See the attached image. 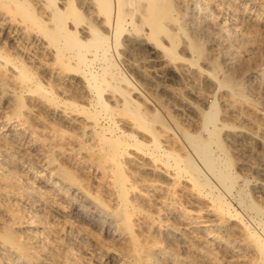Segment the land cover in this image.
<instances>
[{"label":"bare ground","instance_id":"obj_1","mask_svg":"<svg viewBox=\"0 0 264 264\" xmlns=\"http://www.w3.org/2000/svg\"><path fill=\"white\" fill-rule=\"evenodd\" d=\"M0 1L4 9L16 12L25 20L28 27L34 26L44 34L48 43L55 48L54 53L50 55L57 68L72 79L79 78L84 84L82 88L84 87V90L87 91L85 95H82L84 99L81 101L76 97L60 96L54 91L52 85L44 82L45 80L43 81L41 76L39 77L35 73L34 67L28 65L17 52L11 53L5 47L0 46V66L7 64L13 68V77L17 82V85L12 84L14 86L12 92L14 96L11 101L13 103L12 113L21 120L26 119V114L22 110L27 102L24 101L25 91L47 97L50 103L56 107L59 105L67 110V112L63 111L65 113L58 114L60 119L62 118L67 124L76 125V128L81 130L82 136L88 134L86 139L95 142L84 147L90 149L92 153L94 152L95 156L97 154L98 161L101 163L109 162L112 165V167L106 165L107 170L109 169L112 173V181L108 190L110 199L116 201V206L108 209L110 211L108 219L111 223L109 228L99 231L105 232L104 234L111 238V241L98 238L94 231L82 227L93 237H96V240L101 243L102 249L103 247L105 251L107 249L105 252L107 257L116 259L114 261L116 264H213V259L216 260V255L204 244V241L190 235L187 236L185 229H178L184 243L181 249L179 247L163 248L159 245L160 239H157L152 227L148 225L145 227L146 225L143 226L142 222L134 218L138 211L143 212L145 206L139 198L140 194L136 192V189L141 188L139 180L131 179L125 166L139 157L144 160L149 159L154 166L160 165L168 171L164 173L152 169V173L156 177L147 179L158 181L159 186H165L166 182L168 183V178L171 179L172 184L174 182L176 184V181L174 179L173 181L169 175H174L177 180L183 178L186 181L193 202L192 209L200 212L203 217L201 228L218 232L219 234L215 236L217 242L223 243V246L232 254L238 256L245 251L255 258L256 264H264V202L256 200L252 194L253 190L264 194V183L251 188L248 186L247 177L241 176L234 170L233 162L226 149L227 146L220 136L224 127L233 125L223 119L219 123V112L221 110L227 112L230 106L229 97H245V86L243 82L222 69L218 59L211 57L206 51L202 38L188 27V19L193 13L202 10L204 14H208L210 10L208 7L211 5L214 4L216 8L227 7L233 0H91L97 5L95 11L100 14L98 24L85 20L81 9L72 3V0L65 7L60 6L57 0H43L44 7L50 11L48 20L46 17L44 19V15L37 10L36 2L33 3L31 0ZM215 16L217 18V15ZM69 19H72L73 22H87L89 34L86 37H82V35L80 37L76 30L79 24L75 25L76 27H71ZM1 20L3 21L2 25L7 27L6 30L9 29L21 38L26 35V28L23 29L22 25L14 24L13 20L7 21L4 18ZM34 37L36 38V36ZM128 50H145L146 54L148 53V58H146L148 64L153 67L159 64L160 72L175 71L178 67H185L191 72L198 71L207 81L215 83L217 88L222 86L225 88L220 97H217L215 92L212 94V100L207 102V92L195 88L193 82L183 83L184 91L200 100L195 109L201 123L200 130L196 129L197 131L191 132L183 129V136H180L174 130L175 128L170 127L167 122L161 121L158 116L151 120L147 117V110L142 111L143 108L140 110V100L138 101L134 94L141 93V87L133 82L132 76L120 62L121 55ZM176 71L173 75L176 78L181 77ZM5 80H7L5 76L0 77V84L5 85ZM106 88L114 90L118 94V98L112 102L108 101V97L105 98L102 94ZM119 111L131 116L134 119L133 124L143 126L146 131L140 135L135 130L127 129L125 125L121 124L122 122H119L122 120L118 119ZM168 119L171 120V117ZM156 122L161 125L163 131L171 132L170 135L173 136L170 137L176 138L175 143L179 149H176L174 145H169L170 140L168 144L162 143L159 139L160 130L149 127ZM258 128H262V135L245 129L232 132L233 136L230 134L228 136L231 140H237L243 135L249 136L260 141L264 149V123L258 125ZM62 130L64 129L62 128ZM18 133L20 130H14L11 134L17 138ZM2 147L5 149L1 162L6 164L7 171L0 172V188L4 189L5 194L7 192L8 197L0 194V200H4L6 204L3 206L4 209L1 206L0 210H7L8 213L0 212V254L15 263L21 261L25 264H80V262L81 264H90L91 261L88 262L89 259L85 256V250L79 249L80 254L77 256L72 253V250L76 248L75 244L69 241L70 229H67L66 225L61 227L58 221L49 222L48 219L42 224L41 229L51 232L58 238L63 236L67 244L64 251H58L49 246L41 232L33 227L22 225L21 219L25 217L32 222L38 218L36 219L34 214L30 215L29 208L24 207L22 198L26 193L18 189L17 181L20 179L12 174L14 167L11 163L15 160L14 155L6 150L5 143ZM255 164L257 166L250 165V167H254L256 170L260 169L259 165L262 164L257 162ZM58 172L63 178L62 181L55 182L59 188L65 191L72 189L75 185L77 188H81L79 179L69 168L63 166L59 168ZM30 187L33 186L30 185ZM39 193L42 192L39 191ZM57 194H53L55 197L42 194V197L60 209L59 199L61 197L59 198ZM83 197L88 203L108 207L98 197L92 198L88 192ZM147 214L148 212L145 213V215ZM82 224L80 225L83 226ZM200 229L199 231H202ZM80 241L85 242L86 239L82 238ZM214 264L217 263L214 262Z\"/></svg>","mask_w":264,"mask_h":264},{"label":"rangeland","instance_id":"obj_2","mask_svg":"<svg viewBox=\"0 0 264 264\" xmlns=\"http://www.w3.org/2000/svg\"><path fill=\"white\" fill-rule=\"evenodd\" d=\"M31 1L33 3L36 2L35 7L42 15H44V19L47 18L46 20H48L50 11L47 7H44V1ZM57 1L60 3V6L65 7L70 0ZM233 2L230 5H227V7L219 6L216 8L213 4L208 7L210 9L208 14H204L202 10L193 13L191 18L188 19V27L192 32L202 38L207 49L206 51L211 57L213 56L218 59L222 69L235 79L243 82L245 86V97L228 98L230 106L228 107L227 112H224L223 110L219 112V123H221L223 119L233 125L232 127H224L221 130L222 134H220V136H222L221 138L227 146L226 149L233 162L234 170L241 176L247 177L249 180L248 186L251 188L254 185L262 182L264 183V149L262 148L260 141L257 139L243 135L237 140H231L228 135L230 134L233 136L232 132L245 129L248 131L252 130L256 132L255 134H263L262 128H258V125L264 123V0H233ZM72 3L81 9V14L85 20L93 21L92 23H97V21L100 20V14L95 11V6L97 5L92 3L91 0H72ZM0 12V46L5 47L6 50H9L11 53H14V51L17 52L28 65L32 68L34 67L33 70L35 69V73L39 77L41 76L40 78L43 81L45 80L44 82L52 85L54 91L60 96L68 98L76 97L79 101L83 100L84 97H82V95H85V92H87L84 90V87L82 88V85H84L83 82L80 81L79 78L72 79V77H69L57 68L56 63L53 62L50 55L54 53L55 48L48 43L44 34L39 32V29L34 26L28 27L24 22L25 20L21 16H18L16 12H10L4 9V7L1 6V1ZM215 15H217V18ZM3 18L7 21L13 20L16 25H22L23 29L26 28V35H23V38H21L19 35L13 34L9 29L6 30L7 27L1 23L3 22L1 20ZM22 22L24 23L21 24ZM47 22L50 23L49 21ZM69 25L71 27H76L75 25H78L76 30H78L80 37L81 35L82 37H86L89 34V24L87 22H73L72 19H69ZM4 32L6 33L4 34ZM34 36H36V38ZM14 39L15 41L13 42ZM12 45H15L17 50ZM147 54L145 50H128L125 51L120 58V62L124 65L126 71L132 76L131 78L133 82L141 87L142 92L134 94L136 99L138 101L140 100V110H142V108V111L147 110V117L151 120H154L155 116H158L161 121L165 123L167 122L170 127L172 126V128H175L174 130L180 136H183V129L187 131L190 130L191 132L200 130L201 123L200 120H198V114L195 111L200 100L195 99L193 95L187 94L184 91V84H187L188 82L190 84L193 82L195 88L207 92V102L212 100V94L215 92L217 97H220L225 91V88H223V86L217 88L215 83L207 81L198 71L194 70L191 72L185 69V67H178L176 69L177 71L175 70L176 73L178 72L180 74L181 77L179 78L174 76L175 71L173 70L160 72L159 64L154 67L148 64L146 59L148 58ZM13 73V68L7 64L5 66H0V77L5 76L7 79L5 80V85L0 84V172L4 173L7 171L6 164L1 162L4 158L3 150L5 149L2 145L5 143L6 150L10 151L15 158L14 162L11 164L14 167L12 174L20 179L17 181L18 189L26 193L22 198L24 200L23 205L25 208H29L28 213L30 215L34 214L36 215V219L38 218L36 221L32 222L25 217L21 219L22 225L33 227L38 232H41L42 237L46 239L49 246L58 251H64L67 244L63 236L58 238L53 236L51 232L41 230L43 227L42 224L45 220L49 219V222H53L54 220L55 222L58 221L61 227L66 225L67 229H70L69 241H71L72 244H75L76 248L72 250L74 255L77 256L80 254L79 249L85 250V256L89 259L88 262H92H90V264H98V262L99 264H116L114 262L116 259L107 257L108 255L105 254L107 249L106 251L104 247L102 249V245L96 240V237H93L88 231H85L82 228L84 227L88 230L94 231L98 238L100 237L107 241H111V238L104 234L105 232L99 231L109 228L111 223L108 219L110 217V211H108V209L115 208L116 206V201L110 199L108 190L112 181V173L109 169L107 170V166L109 165L112 167V165L109 162L101 163L98 161L97 154L96 157L94 152L92 153L90 149L84 147L92 143L94 144L95 142L86 139L88 134L82 136L81 130L77 129L76 125L67 124L62 118L60 119L58 114L61 112L65 113L63 111L66 109L62 106L59 107V105L56 107V105L50 103L47 97L25 91L24 101L27 102H25V106L22 110H24L23 112L26 114V119L21 120L15 116V114L12 113L13 103L11 101L14 96L12 93L14 89L13 85H17V82L13 77ZM81 91L84 92L80 93ZM102 94L105 98L108 97L107 100L110 102L118 98V94L111 88L104 89ZM38 113L44 114L39 116ZM67 114L69 115V112ZM117 114L120 115V117L117 115L118 119H122L119 122H122L121 124L125 125L127 129L135 130V132H138L137 134L140 135H142V132L146 131L143 126L136 125L135 123L133 124L134 119L131 116L120 111ZM170 117L171 120L168 119ZM153 124L152 126L149 125V127L160 130L159 139H161L163 144H168L170 140L169 145H174L176 149H179L175 143L176 138L172 139L170 137L173 136L170 135V131H163L161 125L157 122L155 123L156 125L154 124L153 126ZM62 128L64 130H62ZM14 130H20V133H18L19 138H15L11 134ZM66 132H70L71 135ZM166 140H168V142H166ZM150 161L151 160L149 159L144 160L138 157L137 160L132 161L133 163L129 162V165H124H126L125 169L127 170L129 177L134 180H139L141 188L136 189V192L140 194L139 198L142 201L143 206H145L143 212L138 211L135 214L136 216L134 215V218L142 222L143 226L146 225L145 227H147L148 225L152 227L157 235V239H160V246L169 249L173 247H179L181 249L184 243L182 237L179 235V230L185 229L187 236L190 235L196 239L198 238V240L202 242L204 241V244L213 251L216 255V260L213 259V264L214 262L217 264H256L255 258L249 253L244 251L237 256L226 249L223 246V243L217 242L215 236L216 234H219L218 232H211L207 229L203 230V228H201L200 225H203V217L200 212L192 209L193 202L191 201L190 191L183 178H178L177 180L174 175H169L168 173V175L172 177V180L174 179L176 181V184L175 182L172 184L171 179L168 178V183L166 182L165 184L166 187L159 186L158 181L156 182L147 179L156 177L154 173H152V169L160 170L164 173L168 172L160 165L154 166L153 162ZM256 162L262 164L259 165L260 169L256 170L254 167H250V165L257 166L255 164ZM60 166H64L73 171L75 174L74 176L77 177V179H79L78 182L81 183V188H77V185H75L72 188L73 190L67 189V191H65L56 185V181L63 180L58 172L59 168H61ZM150 181L155 184H151ZM30 185L33 187L31 188ZM39 191L42 193H39ZM85 191L88 192L92 198L98 197L109 208L101 206L100 204L93 205V203H88L83 197L86 193ZM0 194L8 197L7 192L5 194L4 189L2 188H0ZM42 194L51 197H55L53 194H57L59 198H64L63 200L61 198L59 199L60 209L55 204L46 201L42 197ZM252 194L256 200L264 202V194L257 192L256 190H253ZM1 206L2 208L3 206H6L4 200H0V207ZM2 210H0V212L8 213L7 210ZM147 212L148 214L145 215ZM150 218L152 219L150 220ZM135 228H137V225H135ZM199 229L202 231H199ZM82 238L86 239V241H80ZM180 257L183 256L180 255ZM20 262L15 263L14 261H9L6 257H3L0 254V264H25Z\"/></svg>","mask_w":264,"mask_h":264}]
</instances>
